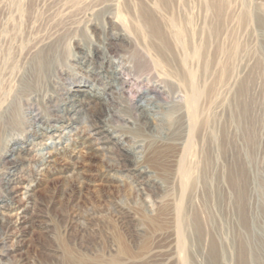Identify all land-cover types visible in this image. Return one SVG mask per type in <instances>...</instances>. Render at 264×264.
<instances>
[{
  "label": "rangeland",
  "instance_id": "rangeland-1",
  "mask_svg": "<svg viewBox=\"0 0 264 264\" xmlns=\"http://www.w3.org/2000/svg\"><path fill=\"white\" fill-rule=\"evenodd\" d=\"M246 3L264 15V0H0V128L13 110H18L21 120L20 128L11 129L14 124L11 123L5 128L7 131L0 132V205H7L0 216V264H211L192 228H188L187 244L178 242L176 217L182 203L166 192L152 197L154 208L148 213L157 221L150 225L145 202L131 192V179L121 169L107 170L108 165L115 164L109 157H114L113 153L125 148L124 145L148 146L156 141L132 135L138 128L134 127L136 115L126 101L116 99L118 119L107 126L119 144L111 143L107 146L111 152L99 150L81 161L77 160L82 152L75 138L83 131L98 138L89 119L91 115L108 119L107 106L94 101L87 112L69 113L75 115L76 122L45 140L39 139L34 133L36 129L29 127L26 108L35 111L45 128L54 130L62 125L55 116V108L62 110L69 106L77 82L97 87L102 83L98 88L108 89L107 82L94 80L81 70L80 52L91 60L96 49L107 53L110 44L120 43L122 36L128 37V41L119 44L112 60L119 68L131 70L128 87L140 93L149 81L168 92L165 84L155 78L154 62L141 50L144 43L138 46L134 36L157 29L174 47L178 32L183 41L201 45L205 54H201L203 61H196L194 70L197 69L196 81L207 83L212 100L208 112L204 93L201 90L196 93L198 106L206 108L204 121L198 126L206 154L211 158L215 138L227 133L233 148L247 152L253 161L250 178L252 172L257 177V166L262 181L264 82L260 75L264 68L260 65V31L249 22L247 26L238 24V14L244 12ZM212 5L220 6H215L216 10L222 8L220 19L216 18ZM52 44L60 45L63 63L30 97H23V87L32 82L35 54L39 48L53 47ZM135 49L140 54L132 60ZM167 112L150 117V127L157 137L169 129ZM183 115L185 127V111ZM186 133L184 128V137ZM16 143L21 150H30L26 155L29 161L12 168L8 156ZM52 153L58 156L53 157ZM149 156L147 153L145 158ZM73 165L76 173L84 174L81 179L72 176ZM9 173L14 174L11 179L17 188L31 193L29 199L20 196V189L19 196L10 198L4 189V179ZM123 184L125 190L121 192ZM256 184L250 183L254 195ZM117 208L130 213L133 220L123 224ZM182 208L191 209L188 199ZM24 212L27 221L16 225L17 215L24 216ZM167 222V229L157 225ZM232 227L235 231L232 228L225 238L234 252L239 246L235 224ZM117 237L123 238L134 254L119 255L115 262L102 260L119 253L114 241ZM181 248H184L182 256ZM225 264L240 261L232 255ZM259 264H264V257Z\"/></svg>",
  "mask_w": 264,
  "mask_h": 264
},
{
  "label": "bare ground",
  "instance_id": "bare-ground-1",
  "mask_svg": "<svg viewBox=\"0 0 264 264\" xmlns=\"http://www.w3.org/2000/svg\"><path fill=\"white\" fill-rule=\"evenodd\" d=\"M215 6H220L212 5L216 18L220 19L223 12L222 8L216 10L214 9ZM237 19L238 24L247 26L249 22L260 31V54L262 56L260 65L264 68V15L259 13L254 5L251 6L246 3L244 12L238 14ZM127 38L122 36L119 39L120 43L127 42ZM134 38L138 42V46L144 43L141 50L154 62L156 68L155 78L160 83L165 84V87L169 90L168 92L166 89L162 90L149 84V81L140 93L130 89L127 77L131 74V70L119 68L112 60L117 55L116 52L119 50L118 46L120 44L114 42L110 44L107 53L96 49L94 58L90 60L87 55L80 52L78 60L81 70L88 77H93L94 80L101 82L104 80V83L107 82L106 87L108 89L98 88L102 83H98L99 86L97 87V84L88 85L85 82H77L76 89L73 90L74 93L68 100L69 106L62 110L55 108L57 110L55 116L61 121L62 125L56 126L54 130L45 128L35 111L27 107L29 127L36 129L34 133L39 139L45 140L46 138H52L65 125L68 127L71 123L76 122L75 115L69 116V113L87 112L93 107L91 104L94 101H97L99 105L107 106L108 119L105 117L99 118L96 115H91L89 119L90 127L98 138L85 131L80 132L75 138L78 144L77 147L81 148L80 152H82L77 160L81 161L83 158L86 160V155H92L96 151L104 149L111 152L107 146L111 143L114 145L119 144V142L115 143V137L107 126L109 123H115L117 117L116 99L122 102L126 101L130 105L133 115H136L137 124L134 127L137 126L138 128L136 131L133 128L134 132L131 130L132 135L135 138L145 137V139L149 138V141L151 139L156 141L151 142L148 146L144 144L134 147L124 145L125 148L113 153L115 154L114 157H109L115 164L108 165L107 170L114 172L116 169H121L126 173L133 184L131 192L143 199L148 215V212H153L154 208L152 197L161 195V193H169L179 203H182L176 217L178 242L187 244V241L190 240V235L187 232L192 228L198 243L204 246L203 254L206 251L208 252L207 256L211 264L229 263L232 255L239 259L240 264H259L260 258L264 257V180H260V170L256 166L255 171L258 170L256 172L257 177L255 178L254 172H252L250 178V166L253 161L249 158L247 152L233 148L227 133L215 138L211 158L206 154L204 141L199 135L198 126L204 121L206 108L201 109L198 106L196 93L200 90L204 93L208 112L212 104L207 91V83L195 79L197 76V69L194 70L195 63L196 61L201 62V54H204L202 52L203 47L196 44L192 46L190 40L185 39L183 41L178 32H176L175 46L173 47L167 37L157 29L153 33L140 36L136 34ZM117 40L114 39V41ZM44 48H39L35 54L32 82L23 87V97H30L32 92L38 89L50 73L64 61L60 45L55 44L53 47ZM138 54H140V51L135 49L131 56L132 60ZM224 68L229 69L225 65ZM204 69H206V66H204ZM192 75H194V78H192ZM260 80L264 82V71L260 75ZM182 94L185 96L184 98L180 96ZM180 97L181 101L179 100ZM61 111L65 113L59 115L58 113ZM164 111H169L166 115L169 129L164 132V135L157 137L150 127V117L158 116ZM184 111L187 117V126L185 127ZM18 116V110H13L6 123L0 128V132L7 131L5 128L11 123H14L10 126L11 129L20 128L21 120ZM184 128L187 132L185 137ZM157 142L160 144L157 145ZM201 142L203 145H200ZM29 151L21 150L17 143L14 144L9 151L11 154L8 156L10 158L8 162L11 163L12 168L15 165H24L25 162L29 161L26 158ZM147 153L150 155L149 158H145ZM52 156L58 155L52 153ZM42 157V155H39V158ZM74 165L70 169L72 176L81 179L84 174L76 173L77 168ZM90 165L86 164L85 166L89 167ZM13 177L14 174L9 173L8 178L4 179V189L10 198L14 199V197L19 196L20 189L22 191L20 196L24 200L29 199L32 196L31 193L27 189L17 188L16 182L11 179ZM251 182L257 183L255 195L251 190ZM124 188L125 185L123 184L120 186L119 191H124ZM149 192L153 193L154 196H150ZM187 199L191 209L185 211L182 205ZM121 204L124 205V203ZM5 206H7L5 203L0 205V216H3L1 211ZM117 207H119L118 204ZM117 209H119L117 216L123 224L126 225L127 220L128 222L133 220L130 213L123 212L121 208ZM17 218L15 223L18 226L19 222L25 223L28 219L26 214L24 216L17 215ZM76 218L77 213L74 212L72 220L75 221ZM156 221L157 219H153V217L148 219L150 225L156 224ZM232 224H235V237L239 246L237 251L234 252L231 251L227 238H225L228 231L234 229ZM157 225L167 229L169 224L167 222V224ZM203 236L204 241L202 240ZM117 238L114 241L119 253L112 256L111 259L103 258L102 260L115 262L121 257L119 255L130 256L134 254L131 251L132 248L126 245L123 238ZM180 247H182V244ZM183 250L184 248L179 250L181 256ZM68 251L70 250L68 249Z\"/></svg>",
  "mask_w": 264,
  "mask_h": 264
}]
</instances>
